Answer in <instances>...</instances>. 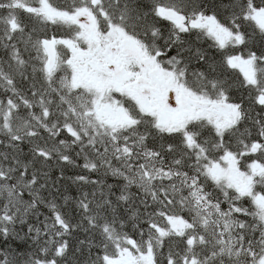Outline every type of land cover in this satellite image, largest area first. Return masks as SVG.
<instances>
[{
  "label": "snow or ice",
  "instance_id": "obj_1",
  "mask_svg": "<svg viewBox=\"0 0 264 264\" xmlns=\"http://www.w3.org/2000/svg\"><path fill=\"white\" fill-rule=\"evenodd\" d=\"M0 264H264V0H0Z\"/></svg>",
  "mask_w": 264,
  "mask_h": 264
}]
</instances>
